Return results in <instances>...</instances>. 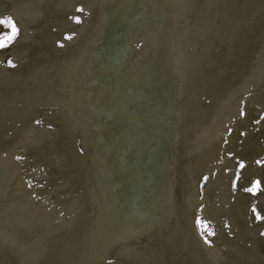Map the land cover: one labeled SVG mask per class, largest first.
Returning a JSON list of instances; mask_svg holds the SVG:
<instances>
[{
	"label": "water",
	"instance_id": "95a60500",
	"mask_svg": "<svg viewBox=\"0 0 264 264\" xmlns=\"http://www.w3.org/2000/svg\"><path fill=\"white\" fill-rule=\"evenodd\" d=\"M7 18L0 264H264V0Z\"/></svg>",
	"mask_w": 264,
	"mask_h": 264
},
{
	"label": "snow or ice",
	"instance_id": "6c2138e0",
	"mask_svg": "<svg viewBox=\"0 0 264 264\" xmlns=\"http://www.w3.org/2000/svg\"><path fill=\"white\" fill-rule=\"evenodd\" d=\"M0 24H4L11 28V34L5 37L4 41H0V48H4L7 46L8 42H11L15 39L16 35L18 34V29L15 27V24L11 20V18L0 20ZM8 63H9V66L15 67V65H13L11 61H9Z\"/></svg>",
	"mask_w": 264,
	"mask_h": 264
}]
</instances>
